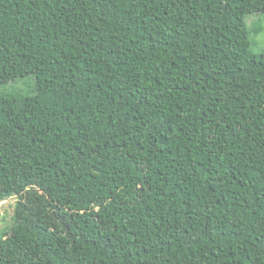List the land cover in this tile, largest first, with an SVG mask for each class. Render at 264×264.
<instances>
[{
    "label": "trees",
    "instance_id": "1",
    "mask_svg": "<svg viewBox=\"0 0 264 264\" xmlns=\"http://www.w3.org/2000/svg\"><path fill=\"white\" fill-rule=\"evenodd\" d=\"M256 14L0 0V203L17 198L0 264H264ZM34 184H66L69 205Z\"/></svg>",
    "mask_w": 264,
    "mask_h": 264
},
{
    "label": "rangeland",
    "instance_id": "2",
    "mask_svg": "<svg viewBox=\"0 0 264 264\" xmlns=\"http://www.w3.org/2000/svg\"><path fill=\"white\" fill-rule=\"evenodd\" d=\"M252 23H254L253 26ZM247 25L248 28L251 29V31H253L256 27L261 28L260 34L255 35L253 32H251L250 50L254 55L263 54L264 53V14H260V15L256 14L249 16L247 18ZM18 87L22 88V85H18ZM31 187L38 190L39 193L44 192L47 198L52 199L53 201L56 202V204H58V206H62L65 209L70 203L68 186L66 184L53 185L48 188H45L44 191L41 188H39L36 184H34ZM16 202H17L16 197H10L6 201L0 203V237L1 234L3 233L7 234L8 236L10 234V231L8 230L13 223L14 208Z\"/></svg>",
    "mask_w": 264,
    "mask_h": 264
}]
</instances>
